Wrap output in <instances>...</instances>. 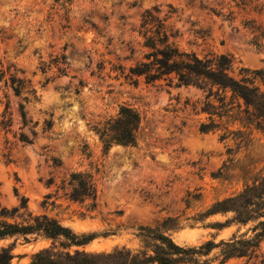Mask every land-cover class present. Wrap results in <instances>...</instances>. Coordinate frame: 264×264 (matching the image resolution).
Instances as JSON below:
<instances>
[{"label":"rangeland","instance_id":"rangeland-1","mask_svg":"<svg viewBox=\"0 0 264 264\" xmlns=\"http://www.w3.org/2000/svg\"><path fill=\"white\" fill-rule=\"evenodd\" d=\"M152 9L160 19L169 16L165 24L180 50L228 55L237 78L241 70L264 69L263 0H0V204L26 205L32 216L93 235L70 252L139 250V229L159 228L167 219L175 222L166 235L180 246L228 241L250 228L210 226L230 220V213L196 216L264 175V135L229 95L221 108L206 89L129 80V68L148 51L141 16ZM8 72L35 94L15 96L5 85ZM207 103L215 115L203 112ZM121 106L141 116L136 142L104 149L94 129ZM211 121L216 127L201 133V124ZM79 172L92 175L94 201L67 197V180ZM20 214L25 219L23 209ZM9 246L10 264H30L51 241H0V248ZM259 254L264 260V240Z\"/></svg>","mask_w":264,"mask_h":264},{"label":"trees","instance_id":"trees-1","mask_svg":"<svg viewBox=\"0 0 264 264\" xmlns=\"http://www.w3.org/2000/svg\"><path fill=\"white\" fill-rule=\"evenodd\" d=\"M264 1V0H263ZM159 11H145L141 18L144 29V47L148 50L140 62L129 68V80L143 78L146 84L166 81L168 85L192 86L206 89L208 96H214L225 108L227 95L231 100H237L239 114H244L245 120L255 130L264 135V69L249 73L241 70V78L233 75L232 60L228 55L209 54L199 57L195 53L180 50L171 41L175 37L166 26L169 16L163 19L157 17ZM254 24V23H253ZM254 25L258 30L260 25ZM264 30V28H261ZM259 46V43H256ZM5 72L1 73V77ZM8 82L5 85L15 96L24 91L34 95L29 82L7 73ZM252 76V77H250ZM0 77V79H1ZM259 82V85L255 84ZM214 90V91H213ZM241 103V104H240ZM244 108L241 110V108ZM216 108L207 103L205 110L210 116L215 115ZM23 123L26 122L23 106L20 105ZM141 116L129 106H121L117 115L97 126L94 131L104 149L116 146H133L140 130ZM216 127L214 122L201 124L199 131L207 133ZM66 183L67 197L73 202H83L86 199L95 200L96 184L88 173H72ZM65 188V187H63ZM23 209L25 219H21L19 211ZM26 213V214H25ZM232 214L225 223H213L215 229H223L231 225L250 228L244 234L233 235L228 241L215 243L206 241L199 246H180L166 235L168 223L175 220L167 219L159 228H140L137 238L140 249L131 251L126 248L115 249L109 253H87L80 250L70 252L72 247H81L93 239V235L76 234L70 228L61 225L56 220L45 215L32 216L26 205L7 209L0 204V241L12 237H41L51 241V247L42 249L32 255L30 264H225L230 259L254 260L253 264H264L259 254V245L264 240V175L256 179L244 190L233 197L215 202L197 219H206L215 215ZM20 218L21 222H10ZM195 218V220H196ZM173 229L175 225H173ZM58 244V248L56 247ZM217 249L216 257L208 258ZM14 255L12 246L0 248V264H10Z\"/></svg>","mask_w":264,"mask_h":264}]
</instances>
